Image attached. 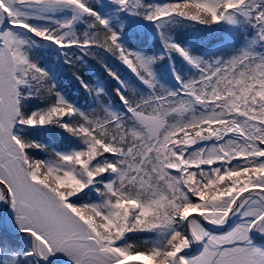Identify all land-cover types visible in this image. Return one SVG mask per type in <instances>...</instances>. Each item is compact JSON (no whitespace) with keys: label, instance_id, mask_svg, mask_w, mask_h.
Listing matches in <instances>:
<instances>
[{"label":"snow or ice","instance_id":"obj_1","mask_svg":"<svg viewBox=\"0 0 264 264\" xmlns=\"http://www.w3.org/2000/svg\"><path fill=\"white\" fill-rule=\"evenodd\" d=\"M257 236L264 0H0V264H264Z\"/></svg>","mask_w":264,"mask_h":264},{"label":"trees","instance_id":"obj_2","mask_svg":"<svg viewBox=\"0 0 264 264\" xmlns=\"http://www.w3.org/2000/svg\"><path fill=\"white\" fill-rule=\"evenodd\" d=\"M126 42H127V40H126ZM93 63H94V62H93ZM113 63L115 64V66H116L117 68H120V69L122 70V66H120V65L118 64V62H113ZM96 68H97V69L99 70V72H100L101 74H103L104 76L107 75L106 73L103 72V69H102L99 65H96ZM69 76H70V73L66 74V76H65V80L67 81V84H68L70 90L74 92V91H75V88L72 86L71 81L68 80V77H69ZM109 79H110V78H109ZM108 87H109V90H110L111 87H112V85L109 84ZM261 243H264V242H261ZM67 264H71V262L68 261Z\"/></svg>","mask_w":264,"mask_h":264},{"label":"water","instance_id":"obj_3","mask_svg":"<svg viewBox=\"0 0 264 264\" xmlns=\"http://www.w3.org/2000/svg\"><path fill=\"white\" fill-rule=\"evenodd\" d=\"M257 240L264 241V238H258L256 237Z\"/></svg>","mask_w":264,"mask_h":264}]
</instances>
